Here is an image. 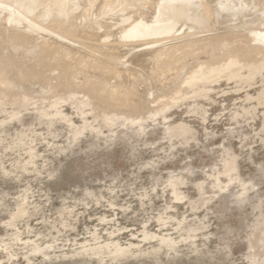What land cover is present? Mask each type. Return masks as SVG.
I'll return each instance as SVG.
<instances>
[{
  "label": "rangeland",
  "instance_id": "obj_1",
  "mask_svg": "<svg viewBox=\"0 0 264 264\" xmlns=\"http://www.w3.org/2000/svg\"><path fill=\"white\" fill-rule=\"evenodd\" d=\"M36 1H0V264H264V0L131 39L156 0Z\"/></svg>",
  "mask_w": 264,
  "mask_h": 264
},
{
  "label": "bare ground",
  "instance_id": "obj_2",
  "mask_svg": "<svg viewBox=\"0 0 264 264\" xmlns=\"http://www.w3.org/2000/svg\"><path fill=\"white\" fill-rule=\"evenodd\" d=\"M1 1V0H0ZM11 1V6H13L16 10V12L18 13V15L19 16H21L22 18H24V16H26V14H24V13H26V11L28 10L27 8L29 7L28 5H30V6H32L33 5V2L35 1V0H10ZM38 1H40V0H37L36 1V3L38 2ZM42 1V0H41ZM40 1V2H41ZM57 2H58V0H56ZM62 1V0H61ZM60 1V2H61ZM75 1V0H74ZM92 1V0H91ZM118 1V0H117ZM146 1V0H145ZM227 1L228 0H213V1H211V0H156L155 1V3L156 2H158L157 4H155V12L153 13L154 14V16H153V20L152 19H150L151 21H150V23H149V21H148V27H146V28H143V25H146L145 24V22H142L141 21V23L139 22L138 24H136V25H133L131 28H129V29H127L125 32H124V34H123V36H124V38H127V39H131V38H139V37H142L144 34H146V33H149V32H151V33H156V34H159L160 32H166V33H169V32H172L174 29H175V25H176V22L177 21H179L180 19L182 20V18H186V19H188V21L190 20V21H192V23L193 24H195L197 27L199 26V25H201V24H203L204 22V20H208V19H210V15H212L214 12H215V14H213V15H216L217 13H216V9L217 8H226V9H231V7H232V9L233 8H237V10H242V8L243 7H241V5H243V4H241L240 5V3L238 4V5H240V7H237V6H231L230 4H227ZM236 1V0H235ZM235 1H230L231 2V4L232 3H234ZM255 1V0H254ZM40 2H38V3H40ZM42 2H44V0L42 1ZM41 2V3H42ZM57 2H54V4L56 5L57 4ZM95 2H97V1H95ZM101 2H103V1H101ZM107 2V1H106ZM108 2H109V0H108ZM110 2H112V1H110ZM147 2H149V1H147ZM229 2V1H228ZM229 2V3H230ZM237 2V1H236ZM239 2V1H238ZM243 2V1H242ZM244 2H246V1H244ZM31 3H32V5H31ZM37 3V4H38ZM62 3H64V0L62 1ZM77 3V2H76ZM80 3V2H79ZM78 3V4H79ZM85 3H87V2H85ZM117 3V2H116ZM120 3V2H119ZM215 3V4H214ZM260 3V0H257L256 1V4H259ZM60 4V3H59ZM58 4V9H59V13H63V14H67L68 13V11H66L65 9H67L66 7L64 8V10H62V8L65 6V4H61V5H59ZM92 4V3H91ZM91 4H89V5H91ZM104 4V3H103ZM113 4V3H112ZM111 4V5H112ZM246 4H249V1L247 0V3ZM39 5V4H38ZM38 5H35V7L36 6H38ZM85 5H88V4H85ZM94 5V4H93ZM102 5V4H101ZM106 4H104V6H105ZM253 5V4H252ZM57 6V5H56ZM76 6V5H75ZM74 6V7H75ZM79 6V5H78ZM115 6V5H114ZM153 6V5H152ZM258 6V5H257ZM9 7V6H8ZM12 7V8H13ZM34 6H32L31 8H33ZM34 7V8H35ZM84 7V6H83ZM116 7V6H115ZM144 7V6H143ZM196 8L195 10H196V12L195 11H192L193 13H189L190 12V10H191V8ZM246 7V6H245ZM249 7V6H248ZM30 8V9H31ZM72 8V7H71ZM88 8V7H87ZM112 8H114V7H112ZM146 8V7H145ZM260 8V7H259ZM27 9V10H26ZM77 9V8H76ZM93 9V8H92ZM144 9V8H143ZM150 8H148V10H149ZM221 9V10H222ZM225 9V10H226ZM249 9V8H248ZM250 9H252L251 8V6H250ZM26 10V11H25ZM33 10V9H32ZM68 10V9H67ZM87 10V9H86ZM89 10V9H88ZM94 10H97V9H94ZM100 10V9H99ZM98 10V11H99ZM105 10V9H104ZM148 10H146V12L148 11ZM150 10H154V8L152 9H150ZM233 10H235V9H233ZM237 10H235V11H237ZM260 10V11H259ZM262 10L264 11V7H263V9H258V11L259 12H262ZM65 11V12H64ZM83 11V10H82ZM91 11V10H90ZM103 11V10H102ZM227 11V10H226ZM230 11V10H229ZM244 11H245V9H244ZM243 11V12H244ZM247 11V10H246ZM245 11V12H246ZM30 12V11H29ZM85 12V11H84ZM83 12V13H84ZM151 12V11H150ZM217 12H218V10H217ZM231 12V11H230ZM250 12V11H249ZM47 13H49L48 12V10H46V14L44 15L43 14V16L44 17H46L47 16ZM76 13V12H75ZM91 13V12H90ZM97 13V12H96ZM129 13V12H128ZM161 13H164V14H166L167 15V18L166 19H160V21H157L156 20V18H157V16H159ZM189 13V14H188ZM223 13V12H222ZM221 13V14H222ZM242 13V12H241ZM241 13H239L240 15H241ZM252 13H254V12H252ZM23 14H24V16H23ZM85 14V13H84ZM152 14V13H151ZM219 14V13H218ZM217 14V15H218ZM225 14V13H224ZM244 14V13H243ZM247 14H248V12H247ZM251 14V13H250ZM79 15H80V13H79ZM82 15V14H81ZM99 15H100V13H99ZM134 15V14H133ZM142 15V14H141ZM144 15V14H143ZM147 15H149V13H147ZM163 15V14H162ZM161 15V16H162ZM261 15H263V14H261ZM261 15L259 16V20H262L261 18ZM64 16V15H63ZM88 16V15H87ZM136 16V15H135ZM149 16H151V15H149ZM148 16V17H149ZM208 16H210V17H208ZM221 16V15H220ZM224 16V15H223ZM232 16V15H231ZM247 16V15H246ZM258 16V15H257ZM66 17V16H65ZM74 17V16H73ZM76 17H77V15H76ZM141 17V16H140ZM143 17V16H142ZM207 17H208V19H207ZM215 17V16H214ZM241 17H242V15H241ZM244 17V16H243ZM254 17V16H253ZM67 18V17H66ZM78 18V17H77ZM137 18V17H136ZM143 18H146L145 16L143 17ZM142 18V19H143ZM217 18V17H216ZM239 18V17H238ZM258 18V17H257ZM256 18V19H257ZM76 19V18H75ZM134 19V18H133ZM213 19V18H212ZM211 19V20H212ZM221 19V18H220ZM227 19V18H226ZM239 19H241V18H239ZM66 20H68V21H70L68 18L66 19ZM103 20V19H102ZM211 20H210V22H211ZM218 20H219V18H218ZM228 20V19H227ZM258 20V19H257ZM259 20L257 21V22H259ZM239 21V20H238ZM248 22H249V19L247 20ZM252 22H253V20H251ZM250 21V22H251ZM92 22V21H91ZM203 22V23H202ZM207 22V21H206ZM214 21H212L211 22V24L213 23ZM243 22V21H242ZM247 23V24H249V26H250V28L251 27H253V26H251V24H253L252 22L251 23ZM261 22H263V21H260L259 22V24L261 23ZM73 23V22H72ZM132 23V22H131ZM133 23H134V21H133ZM184 23V22H183ZM187 23V22H186ZM219 23H220V21H219ZM219 23H214V24H219ZM246 23V21H244L243 22V24H245ZM89 24V23H88ZM188 24V23H187ZM191 23H189L188 25H190ZM207 24V23H206ZM242 24V23H241ZM241 24H238L237 25V27L239 26V25H241ZM254 24H255V21H254ZM78 25V24H77ZM124 25V24H123ZM209 25V24H208ZM180 26H182V25H180ZM180 26H179V28H180ZM191 26V25H190ZM202 26V25H201ZM204 26H206V25H204L203 24V27ZM210 26V25H209ZM208 26V27H209ZM215 26V25H214ZM214 26L212 25V27L214 28ZM217 26V25H216ZM219 26H220V24H219ZM248 26V25H247ZM249 26H248V28H249ZM255 26H256V24H255ZM186 27H188L187 25H186ZM230 27V26H229ZM232 27H233V25H232ZM235 27V26H234ZM200 28V27H199ZM256 28V27H255ZM210 29H211V27H210ZM253 29V28H252ZM262 29V28H261ZM256 30V29H255ZM211 32V31H210ZM232 32V31H231ZM234 32V31H233ZM236 32V31H235ZM238 32V31H237ZM242 32H244V30L242 31ZM120 33H121V31H120ZM122 33H123V31H122ZM119 34V33H118ZM170 34V33H169ZM216 34V33H215ZM218 34V33H217ZM221 34V33H220ZM227 34H229V33H227ZM95 35V34H94ZM225 34L223 33V36H224ZM249 35V34H248ZM165 36H168V35H165ZM221 36V35H220ZM257 37H260V38H264V31L263 32H261V33H259V34H257L256 35ZM164 37V36H163ZM162 37V38H163ZM218 37V36H217ZM161 38V39H162ZM166 38H164V40H165ZM195 40V39H194ZM158 41H160V40H158ZM261 41H262V39H261ZM264 41V40H263ZM178 43V42H177ZM139 60H141L142 61V59H139ZM159 61V60H158ZM130 72H132V71H130ZM130 72H129V74H130ZM133 74H134V72H133ZM146 77H147V75H146Z\"/></svg>",
  "mask_w": 264,
  "mask_h": 264
}]
</instances>
